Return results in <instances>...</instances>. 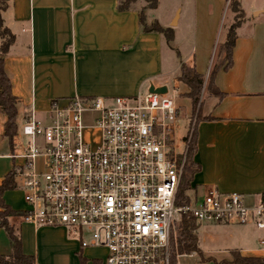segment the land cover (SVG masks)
I'll use <instances>...</instances> for the list:
<instances>
[{"label": "crops", "instance_id": "crops-1", "mask_svg": "<svg viewBox=\"0 0 264 264\" xmlns=\"http://www.w3.org/2000/svg\"><path fill=\"white\" fill-rule=\"evenodd\" d=\"M127 1L128 7L121 9ZM144 1L141 11L138 0H0L3 28L10 32V37L0 35V49L10 39L0 57L18 111L12 147L4 135L7 116L0 107V185L22 163L14 154L20 149L24 122L32 114L50 121L54 100L76 95L135 96L148 92L151 85L168 88L173 83L186 101L187 117L195 111L189 86L179 80L181 66L193 67L207 82L214 67L208 65L213 44L231 0ZM236 1L244 16L235 28L232 63L225 68L229 58L223 51L215 88L200 110L204 117L197 125L194 155L200 169L190 183L191 203L210 188L242 194L247 205L264 200V0ZM165 2L167 9L160 15ZM141 15L147 25L157 22L171 28L173 39L145 31ZM187 32L193 34L194 46L183 55L175 44H182ZM165 47L172 50L168 63ZM176 102L181 113L184 105ZM3 202L22 214L28 208L17 182L4 192ZM10 224L21 239L23 253L34 257L36 264H105V247L84 248L63 227H37L21 215L11 217ZM196 234L200 251H177L181 264H230L235 253L264 259V229L254 223H198ZM11 253L10 238L0 227V255Z\"/></svg>", "mask_w": 264, "mask_h": 264}, {"label": "built area", "instance_id": "built-area-1", "mask_svg": "<svg viewBox=\"0 0 264 264\" xmlns=\"http://www.w3.org/2000/svg\"><path fill=\"white\" fill-rule=\"evenodd\" d=\"M178 114L174 96L149 91L57 99L48 122L32 114L14 154L22 160L15 177L28 205L21 219L63 227L84 248L105 247V264H181L171 240L182 213L198 223L264 229V200L247 205L236 192L210 188L197 202L176 206L194 129L180 151ZM91 130L99 132L96 143L85 137Z\"/></svg>", "mask_w": 264, "mask_h": 264}, {"label": "trees", "instance_id": "trees-1", "mask_svg": "<svg viewBox=\"0 0 264 264\" xmlns=\"http://www.w3.org/2000/svg\"><path fill=\"white\" fill-rule=\"evenodd\" d=\"M232 4L233 10L235 12H243L239 6V2L236 0H231L230 5ZM129 2H125L121 4V9L127 8ZM141 24L145 31H158L164 33L169 41L173 39V32L171 28H163L157 22L153 24L147 25L144 19V16L141 15ZM238 25V24H237ZM237 25L232 26L227 40L224 44V52L226 56L229 58L228 64L225 68L230 67L232 63V49L236 40L235 28ZM0 35H9L10 32L3 28V22L0 13ZM10 41V39H9ZM9 41L6 40L4 44H2L0 52L6 53L9 48ZM0 53V55H1ZM218 66H214L210 71L209 78L206 82V87L209 91L215 88L214 86V77L216 72L219 69ZM179 80L184 82L189 86L190 92L188 93L189 97L192 99L193 104L196 108L197 104L200 100V95L202 89L205 85V77L198 73L193 67H190L186 64L181 66V75ZM17 98L12 94L11 90V81L6 74L4 69V60L0 57V107L2 111L7 116V121L5 123V131L4 135L8 137L11 146H14V139L17 135ZM200 109V106H199ZM198 121L194 124V129L189 138L186 152H185V163L182 174V179L177 191L175 204L178 207H184L191 204V199L188 195V191L190 190L191 180L196 173L200 169L198 165L194 162V155L197 151L198 141H197V125ZM187 139V138H186ZM184 156L183 154L181 155ZM15 174L13 171L8 174V176L4 179L3 183L0 185V204L2 206V210H0V227L4 228L7 232L12 246V253L10 255H0V264H36L35 258L32 256L25 255L22 250V242L19 236L15 233L13 226L10 224V218L13 216L22 215V212L14 211L9 206H7L3 202V194L6 190L13 189L16 187L15 182ZM198 229V222L194 218V216L190 213H182L180 217V221L176 227L175 237L172 238L171 244L173 248V255L178 251V253H192L194 251H200L198 244V236L196 234V230ZM81 264H85L82 262ZM230 264H264V259L259 257H242L240 254L235 253V259Z\"/></svg>", "mask_w": 264, "mask_h": 264}, {"label": "rangeland", "instance_id": "rangeland-1", "mask_svg": "<svg viewBox=\"0 0 264 264\" xmlns=\"http://www.w3.org/2000/svg\"><path fill=\"white\" fill-rule=\"evenodd\" d=\"M145 2L146 1H144V0H140V1L138 0V3L136 4V5H138L139 8H141V11H142V7L145 4ZM167 6H168L167 2H165L164 5L161 6V9L158 10V11H160V15H161L162 11L167 9ZM232 10H233V6L231 4L229 7L226 8V10L224 12V15H223L220 27H219V31L217 34V40L215 41V44H213L211 56H210V59L208 62L209 63L208 65L210 67L217 66V64L220 61V56L223 54V51H224L223 50L224 49L223 43L226 40L229 28L239 24L243 19V16H244L243 12H241V13L240 12H232ZM189 30H190V27H189ZM182 40H184L182 44H175V45H176L179 52H181L183 55H186V54L188 55V53H191V50L194 46L193 34L191 32H187V33L183 34ZM171 52H172V50H170L169 47H165L164 53H165V60L167 63L170 59ZM145 92L146 91H144L143 93H145ZM168 93H170V95L174 96L176 101L180 102L181 105L186 104L185 99H181V97L179 95V90L177 87H175V85L173 83L168 84ZM180 94H182V93H180ZM211 94H212V92H210L208 90V88L206 87V83H205V85L202 89L201 95H200L199 103L197 104L195 111L190 114V117L189 118L187 117V105H184L183 109L181 110V113L179 112V114H178L179 126L177 128L175 136H176V146L180 151L185 150V137L188 135V133L190 132V130L192 129V127L194 126L196 121L203 119V117H204L203 112H200V110L204 104L209 103V97ZM199 106H200V109H199ZM87 120L91 121L90 118H87ZM85 137L87 139H89L92 143H96L99 140V132L96 130H91L85 134ZM258 203H256V204H258ZM179 221H180V219L175 221V224L173 225V230H172L173 236L175 235L176 227H177ZM205 224H211V223H205ZM203 229H204V227H202L199 230L200 239L204 235ZM201 244L203 245L202 240H201ZM100 255H103V253H100ZM173 257H176V255L174 254Z\"/></svg>", "mask_w": 264, "mask_h": 264}, {"label": "water", "instance_id": "water-1", "mask_svg": "<svg viewBox=\"0 0 264 264\" xmlns=\"http://www.w3.org/2000/svg\"><path fill=\"white\" fill-rule=\"evenodd\" d=\"M149 92L165 94L168 92V88L167 86L155 87L154 85H151Z\"/></svg>", "mask_w": 264, "mask_h": 264}]
</instances>
